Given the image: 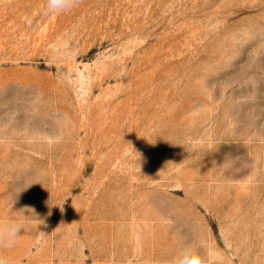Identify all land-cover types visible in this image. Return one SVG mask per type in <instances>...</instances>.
Instances as JSON below:
<instances>
[{"label":"rangeland","instance_id":"1","mask_svg":"<svg viewBox=\"0 0 264 264\" xmlns=\"http://www.w3.org/2000/svg\"><path fill=\"white\" fill-rule=\"evenodd\" d=\"M43 5L0 0L7 264H264V0Z\"/></svg>","mask_w":264,"mask_h":264},{"label":"clouds","instance_id":"2","mask_svg":"<svg viewBox=\"0 0 264 264\" xmlns=\"http://www.w3.org/2000/svg\"><path fill=\"white\" fill-rule=\"evenodd\" d=\"M82 2L83 0H44L43 14L54 16L69 12L79 7ZM29 210L34 214L32 209L24 208L16 211L17 215L0 217V264H7L3 253L14 248L23 235L28 223ZM25 212L28 214L25 215ZM171 264H204V262L196 245L186 244L179 250Z\"/></svg>","mask_w":264,"mask_h":264}]
</instances>
